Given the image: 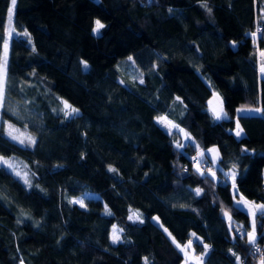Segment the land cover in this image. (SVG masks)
I'll list each match as a JSON object with an SVG mask.
<instances>
[{"label":"trees","instance_id":"obj_1","mask_svg":"<svg viewBox=\"0 0 264 264\" xmlns=\"http://www.w3.org/2000/svg\"><path fill=\"white\" fill-rule=\"evenodd\" d=\"M10 4L0 0V61L9 39L0 156L22 160L33 184L0 166V264H179L152 215L180 243L195 233L203 264H261L264 215L250 244L226 173L240 195L264 201V0H16L12 27L27 40L8 37ZM212 90L228 117L208 111ZM240 106L261 111L237 116L236 137ZM161 114L191 136L188 153L157 124ZM8 124L32 141L11 139ZM212 145L217 177L207 155L203 168L192 162ZM86 193L97 197L71 202Z\"/></svg>","mask_w":264,"mask_h":264},{"label":"rangeland","instance_id":"obj_2","mask_svg":"<svg viewBox=\"0 0 264 264\" xmlns=\"http://www.w3.org/2000/svg\"><path fill=\"white\" fill-rule=\"evenodd\" d=\"M10 6H11V4H10ZM12 20H13V12H12L11 17H10L9 10H8V19H7V23L9 25L8 26V37L10 38L11 36H20V37L25 38L27 40L28 36L25 35V33H19L16 30H14V28L12 27ZM96 21H95L93 29L96 27ZM256 24H258V23H256ZM93 29H92V31H93ZM93 33H94V31H93ZM99 33H100V31H99ZM94 34H97V33H94ZM5 44L7 45V56H8L9 39L6 41ZM5 44L3 47L2 58H1L0 64L4 63ZM30 44H31V41H30ZM83 64L85 67H87V64L85 62ZM131 64L133 66V63H131ZM262 66H264V60L261 61V63L259 64V67H258L260 77H262L264 79V73H262V71H261ZM3 99H4V94H3V98L0 99V109L3 105ZM63 106H64V112H65L66 116L69 117V116L76 114V110L72 106H70L67 102L63 101ZM221 106L223 108V114H222L221 119H223V118L228 117V114L226 113V111L223 107L221 95L219 94L218 91L212 90L210 98L208 99L207 109L211 113V115L213 116V118L215 120H217V119L214 117V110L216 112H219ZM255 109H257V107H252V106L251 107L240 106V107L236 108L235 125L232 129H230V131L236 137H241L243 135V130H242V127H241L239 121L237 120V116L242 115V114H254L253 112H255L254 111ZM239 110H244V111H239ZM247 111H249L250 113H246ZM155 120H156L157 124H159L165 131H167L169 133H176L177 134V132H176V130H177L179 132V136L177 137L175 144H176V146L181 145L178 148L185 151V153H188L187 149L184 147L187 145V143L193 142V139L191 138V136L184 129L180 128L181 131L179 129H176L175 124H173L172 121H170L168 118H166V116L164 114L159 115L158 117H156ZM237 125H239V127H237ZM8 126L9 127L7 128V134L11 139L13 137L18 142H22L23 140L32 141V138L28 134L22 132L17 127L10 125V124H8ZM237 131H240L239 136L236 135ZM212 149H214V151H210ZM205 154L209 156V159H206L205 161L211 162V166L207 169V173H209L213 177H217L215 170L217 168V162H218V158H219L218 147L216 145H212V146L205 148L202 152L201 157L199 156V159L200 160L204 159ZM22 162H23L22 160L17 159V158L0 156V166H4L11 173H13L15 176H17L27 188H30L33 184V180H31V177L28 175V173L25 169V166L23 164L24 162L23 163ZM235 174H236L235 171L231 170V171L226 173V176H227V179L230 183V190L232 193V199H233L234 204L236 206L240 207L241 209H243L247 213V215L249 216L250 229L247 232V237L249 240V233H252L253 230H255V233H256L255 216L258 213L264 211V209H261L258 207L260 205H264V201H253V200H249V199L245 198L244 196L240 195L237 191L235 179H233V177H235ZM234 184H235V187H234ZM88 196L97 197V194L86 193L83 196L72 197L71 202L76 203L80 206H82V205L84 206L83 200L85 197H88ZM241 197H243V200L241 199ZM104 212H106L107 214L111 213L110 209L107 208L106 206H105ZM253 212H255V215H252ZM226 214L227 213H224V217L226 218L228 225L230 226L231 225V219H230L229 215L228 214L226 215ZM130 217L133 219H137V218H139V215L135 210H132L130 212ZM150 219L156 225H158L160 228H162L164 230L165 234L169 237V239L173 243L175 241L174 244L176 245V247H177V244L180 245V247H177L178 250L182 254V260L180 261L179 264H190V263H192V264H203V259H204L205 254L207 253V250L205 249V251H203V253H196L195 252L193 243L195 240L198 239V236L195 233L191 234V238L188 241H186L184 243H180V242L176 241V239L173 237V235L170 233V231L163 225L161 219L157 215H152ZM120 233H121V229L119 228V226L116 224L112 225L111 231H110V242L112 244H115L121 240V234ZM114 236L119 237V239L115 243H113V237ZM257 237H258V235L256 233V240H257ZM190 241H192L191 246L186 247L187 245H189ZM21 264H23V263H21Z\"/></svg>","mask_w":264,"mask_h":264},{"label":"snow or ice","instance_id":"obj_3","mask_svg":"<svg viewBox=\"0 0 264 264\" xmlns=\"http://www.w3.org/2000/svg\"><path fill=\"white\" fill-rule=\"evenodd\" d=\"M16 4V0H11V6L9 7V15L11 17V14L13 12V8ZM104 27V25L97 20L96 21V27L93 29L94 33H99L100 29H102ZM25 35H27V33H25ZM255 33H253V36L255 37ZM262 56H264V53H261ZM6 66H7V45L5 44V56H4V63L0 64V99L3 98V94H4V90H5V82H6ZM262 73H264V66H262L261 68ZM75 111V110H74ZM239 111H244V110H239ZM254 111L260 112L261 109H255ZM223 114V108L221 106L220 111L216 112L214 110V117L219 120L221 119ZM237 127H239V125H237ZM237 136L240 135V131H237L236 133ZM181 145H177V147H180ZM210 151H214V149L210 150ZM234 179V177H233ZM235 187V184H234ZM199 189H197V194H199ZM241 199L243 200V197H241ZM83 206V205H82ZM261 209H264V205H260L258 206ZM227 215V214H226ZM252 215H255V212L252 213ZM261 215H264V211L261 212ZM131 219V217H130ZM194 235V234H193ZM119 239L118 236H114L113 237V243L117 242V240ZM256 242V233L255 230H253L252 233H249V243L250 244H255ZM175 243V241H174ZM192 241L189 242V245H187L186 247H190L191 246ZM177 247H180L179 244H177ZM207 247V246H206ZM259 251V249H257ZM237 259L239 260V257H237ZM261 264H264V260L261 261Z\"/></svg>","mask_w":264,"mask_h":264},{"label":"built area","instance_id":"obj_4","mask_svg":"<svg viewBox=\"0 0 264 264\" xmlns=\"http://www.w3.org/2000/svg\"><path fill=\"white\" fill-rule=\"evenodd\" d=\"M262 30H263V28H262V26L260 24H256L255 25V28L253 30V33L256 34L255 37H254L255 39H257L259 37V35L262 33ZM198 155L199 154L197 153L196 155H194L192 157V162L195 165H199L201 168H203V166H205V164L204 163H199ZM262 231H264V222H263V225H262ZM208 249H211V247L209 246ZM257 249L262 250V248L259 247V246H253L252 247V250H254V251L255 250L258 251Z\"/></svg>","mask_w":264,"mask_h":264},{"label":"crops","instance_id":"obj_5","mask_svg":"<svg viewBox=\"0 0 264 264\" xmlns=\"http://www.w3.org/2000/svg\"><path fill=\"white\" fill-rule=\"evenodd\" d=\"M257 109H260V108H257ZM246 113H250L249 111H247ZM254 114H244V115H256V114H260V112H257V111H255V112H253ZM165 115V114H164ZM166 116V115H165ZM166 118H168L170 121H172L169 117H167L166 116ZM173 122V124H175V126H176V129H179L180 131H181V129H183V128H181L179 125H177L174 121H172ZM181 128V129H180ZM243 130V129H242ZM176 132H177V135L179 136V132L176 130ZM244 133V132H243ZM177 136V137H178ZM199 149V148H198ZM197 152L199 153V156L201 157V155H202V152H203V150L202 149H200V150H197ZM208 156V155H207ZM205 157H206V154H205ZM209 157V156H208Z\"/></svg>","mask_w":264,"mask_h":264}]
</instances>
